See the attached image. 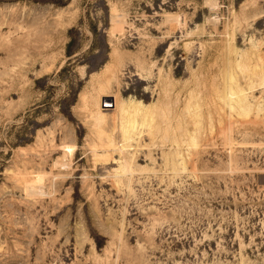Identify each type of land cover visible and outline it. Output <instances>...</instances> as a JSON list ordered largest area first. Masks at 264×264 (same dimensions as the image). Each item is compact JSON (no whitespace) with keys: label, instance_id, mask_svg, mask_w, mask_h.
Here are the masks:
<instances>
[{"label":"rangeland","instance_id":"rangeland-1","mask_svg":"<svg viewBox=\"0 0 264 264\" xmlns=\"http://www.w3.org/2000/svg\"><path fill=\"white\" fill-rule=\"evenodd\" d=\"M0 264H264V0H0Z\"/></svg>","mask_w":264,"mask_h":264},{"label":"bare ground","instance_id":"bare-ground-1","mask_svg":"<svg viewBox=\"0 0 264 264\" xmlns=\"http://www.w3.org/2000/svg\"><path fill=\"white\" fill-rule=\"evenodd\" d=\"M109 69L110 68H107V69L105 68L104 69L105 70L104 71V75L109 72ZM105 85H106V80H104L103 82L100 81V83H99V91H103ZM229 89H230L229 90L230 91L229 95H231L230 96V99H234V93L232 92V88L230 86H229ZM99 100H100V98H99ZM237 100H238V98H237ZM101 106H102V108H103V106H110V108H104V109H101L100 108L101 109L100 112L102 114H103V112L105 113L106 110H108V109L116 110V104L114 106V98L113 97H110V96H103V97H101ZM113 106H114V108H112ZM147 108L148 107H146L145 105L140 104V103H138V104L131 103L128 106H123V107H121L119 109V117L121 119H123L122 122H124L123 124H121V127H120V130H121V132H122V134L124 136V139L125 138L128 139L131 136H134L135 135V133H136V131L138 129V125L139 124H142L144 122L143 118L146 116ZM138 116H140V118H142L140 120L142 122H140L137 119ZM132 131H133V135H129V133H131ZM117 148H118V150H122L123 147L119 145ZM71 154H72L71 147H69V146L66 147L65 151L63 152V156H70ZM115 165L116 166H114L113 168H111V171L113 173H120V172H122L121 163L117 162Z\"/></svg>","mask_w":264,"mask_h":264}]
</instances>
